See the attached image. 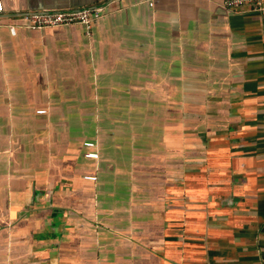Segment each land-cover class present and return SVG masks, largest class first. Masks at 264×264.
<instances>
[{
	"label": "crops",
	"instance_id": "crops-1",
	"mask_svg": "<svg viewBox=\"0 0 264 264\" xmlns=\"http://www.w3.org/2000/svg\"><path fill=\"white\" fill-rule=\"evenodd\" d=\"M1 1L0 264H264V9Z\"/></svg>",
	"mask_w": 264,
	"mask_h": 264
},
{
	"label": "built area",
	"instance_id": "built-area-1",
	"mask_svg": "<svg viewBox=\"0 0 264 264\" xmlns=\"http://www.w3.org/2000/svg\"><path fill=\"white\" fill-rule=\"evenodd\" d=\"M152 4V3H151ZM226 7L231 9H253L263 10L264 0H224ZM3 10L2 1L0 0V12ZM108 12L107 6L99 5L75 9H51L44 11L26 12L21 15L24 25L31 28L43 29L48 27L69 26L80 24L90 33L94 23L105 16ZM15 31V26H11ZM43 113L45 110H39ZM84 145L90 150L85 154L86 157L98 158L99 153L95 149L96 142L85 141Z\"/></svg>",
	"mask_w": 264,
	"mask_h": 264
}]
</instances>
